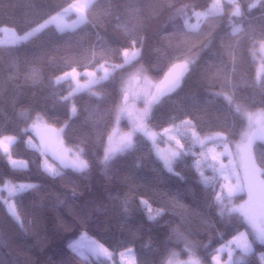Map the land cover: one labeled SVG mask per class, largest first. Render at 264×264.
<instances>
[{"label": "trees", "instance_id": "16d2710c", "mask_svg": "<svg viewBox=\"0 0 264 264\" xmlns=\"http://www.w3.org/2000/svg\"><path fill=\"white\" fill-rule=\"evenodd\" d=\"M71 1L0 0V26L25 31ZM212 1L92 0L87 23L62 30L52 24L26 41L0 44V136L17 138L11 154L28 165L12 169L0 150V264H108L104 256H81L70 247L82 231L113 258L132 248L136 264H166L173 253L185 258L190 252L202 264H212L217 247L241 230L248 232L253 249L243 254L244 264H262L264 245L238 213L220 209L216 172H199L200 147L192 133L218 131L234 142L244 130V113L264 111V71L257 77L255 58L257 42L264 41V6L249 9L254 0H236L241 15L233 16L232 4L224 2L221 11L207 13L197 27L185 25ZM236 27L240 31L234 35ZM128 47L140 51L135 61L63 100L71 84H57V74L101 63L121 65L122 50ZM189 59L195 62L180 86L153 106L147 121L158 131L190 121L180 130L184 154L173 171L141 133L132 148L102 164L125 79L143 69L158 80L172 63ZM37 113L47 124L63 126V143L84 149L87 171L63 168L53 176L42 170L41 152L27 143L29 131H24ZM253 153L264 159L263 140L253 143ZM5 181L35 185L13 197L19 220L4 201ZM142 201L163 214L149 219Z\"/></svg>", "mask_w": 264, "mask_h": 264}, {"label": "snow or ice", "instance_id": "6c2138e0", "mask_svg": "<svg viewBox=\"0 0 264 264\" xmlns=\"http://www.w3.org/2000/svg\"><path fill=\"white\" fill-rule=\"evenodd\" d=\"M229 3L233 5L234 11L232 12L233 16H240L241 15V7L239 4L235 2V0H229ZM264 6V0H254L253 3L248 5L249 9H255L257 6ZM91 0H87V2L79 5H69L68 8L63 10V13H67L73 8H75L76 14L78 16V23H87V17L85 15V12L91 7ZM183 12L184 10H179ZM63 13L57 14V16L50 17L48 20H45L42 24H40L36 29H33L30 32L25 33L23 36L19 37L20 41H26L29 37L34 35L36 32L43 30L53 23H56L61 15ZM197 17H199L201 14L196 13ZM185 25L189 28H195L198 25H188L187 20H185ZM57 27L59 30H62L59 28V25L57 24ZM240 31L239 27H236L233 29V34L235 35L236 32ZM135 43V41H134ZM261 48L264 49V41H261ZM140 56V51L136 50L131 53L128 52V50H125L124 52V63L121 65H115L112 68H104V75L97 77L95 73L89 72L87 73L88 77L90 78L87 82V84L80 85L77 84V86L69 93L68 96L63 97L64 101L69 100L71 97H73L76 93H79L81 91L90 89L93 85L99 84L102 81H107L110 76L113 75V73L117 69H123L125 65L131 64V62L135 61ZM194 59H189L185 61V63L181 65H174V68H179V71L171 77L170 80L167 81L166 86L159 90L158 93H152L150 90H144L143 92L134 93L132 97H130L129 93L127 91H123V102L118 107L117 110V121H119L121 118H123L125 115H127L130 120L132 121L133 127L131 130L120 137V139L115 143L114 146L110 144L109 147L105 149L104 156L101 160V163L104 165L109 164L117 155V153L127 151L128 149L132 148L135 144V137L137 133H143L145 136L153 138L155 137V133H150L147 128V121L149 119L150 113L152 111V108L154 105L158 104L162 97L167 95L168 93L174 91L176 88L180 86V83L184 77V75L188 72L189 66L194 63ZM103 67V66H102ZM143 69H139L138 71H142ZM171 71V70H170ZM72 75L73 79H75L76 76L80 75V73L77 72L76 68H72L71 73H65L62 77H58L56 79V83L59 84L61 81L68 80L69 76ZM130 98L133 99H144L145 107L142 112H134L128 109V101ZM239 111V109H237ZM77 112L75 104H73L71 108V115H75ZM262 116H264V113H262ZM249 121H252V117H248ZM43 117L40 113H37V116L35 120L33 121V124L30 129H24L25 132L33 131L35 132L39 125L42 123ZM190 125V121H183L180 126H175V132L177 135H183V133L180 132V127H187ZM63 131V129H61ZM165 134H169L172 132V129H165ZM192 137L194 142H198L201 146H203L207 140H226L227 138L221 134H216L215 137H207L205 140H200L197 136L196 132L192 133ZM111 136L109 137V140L111 141ZM264 140V119L259 121V127H253V130L242 137L241 141L237 144V152L235 155H238L241 159V162L244 166V177L243 179H240L239 177L236 178L235 184H221V192L216 194V201L218 203H222L225 199L224 195H222L223 191L227 190V198L231 199L232 196H234L236 193L244 191L245 188L247 189L248 194V200L245 201L244 204L240 205L239 207H232L230 209H227L229 213H238L240 217H242V220L244 223H246L255 233L256 240L261 244L264 245V179H261L260 177L264 176V159L258 160L256 157L252 155V144L256 140ZM17 138L15 136H0V149H2V154L4 156L8 157L9 165L12 169H17L20 167L27 168V162L24 161H17L12 158L11 155V148L15 144ZM177 148L176 150L169 149L165 153L160 154V159L163 161L164 166L168 169L169 172L173 171V163L184 154V145L180 144V141H176ZM37 150L41 151L42 156H47L48 151L47 149H40L37 148ZM211 151V150H210ZM84 149H78L76 151H73V149L66 148L64 150V154L62 156L56 157L54 156L53 159L59 160V166L61 169L63 168H71L76 172H85L89 169L90 164L89 161L86 159H83L84 156ZM203 154V153H202ZM225 155H231L228 151L227 145L224 147V151L219 153V156H225ZM212 159L214 161H218V156L213 155ZM199 164V162H198ZM41 168L44 172H46L49 175L57 176L60 175L61 172L57 170L56 168L52 167L51 165L43 163L41 165ZM220 175L225 179L229 180L232 178L233 173L231 171L230 165H224L220 164V167L218 169ZM203 176V173H201ZM10 181H5L4 186L8 189L10 195H15L17 192H25L33 187L35 185L31 184H19L15 186L10 185ZM204 183L207 185L209 183V180L205 177ZM143 204L148 206L147 201H142ZM150 208V206H149ZM9 213L19 220L18 213L14 206L9 207ZM162 211L157 213V215H162ZM151 215V209L149 211V219H153ZM82 239H86V237H82ZM93 247L91 251L94 255L100 256L101 254L107 256H111V253L108 252L107 249H104L102 245H96L95 241H92ZM235 244L236 247L241 249V252L243 254H248L252 252V244L247 239V234L245 232H238L237 236H234L231 241L228 242V245ZM75 244L70 245L73 249H75ZM227 246L222 245L219 249H217V252H223L226 249ZM127 255L131 256L133 254L132 249L127 250ZM228 254H229V261L227 264H244L243 258L240 260L233 261L232 259V249L228 248ZM176 254L173 253V256ZM216 257H213V260H215ZM261 259L264 260V255L261 256ZM167 264H173V260L169 258L167 261ZM178 264H200V260L195 257L194 253H189V259L187 261L178 262Z\"/></svg>", "mask_w": 264, "mask_h": 264}, {"label": "rangeland", "instance_id": "374dc122", "mask_svg": "<svg viewBox=\"0 0 264 264\" xmlns=\"http://www.w3.org/2000/svg\"><path fill=\"white\" fill-rule=\"evenodd\" d=\"M85 2H87V0H72L70 3H68L66 6L61 8L59 11L51 14L50 16H48L44 20H42L40 23H38V24L34 25L33 27H31L25 31H22V32H17L12 27H9L6 25L0 26V44L19 42L20 41L19 37L23 36L27 32L32 31L33 29H36L40 24H42L45 20H48L50 17L57 16V14L63 13V10L68 8L69 5L79 6ZM224 2L229 3V0H213L212 3L209 5V7L206 10L195 11L193 13V15H194L193 20L187 21L188 25H198V22L207 13L221 11L223 8L222 5ZM235 2H236V0H235ZM230 10L234 11L233 5H231ZM196 13H200L201 15L199 17H197L195 15ZM53 24L56 27L58 24L60 29L71 28V27H74L77 24H79L78 23V16L76 14L75 8H73V10H71L67 13H63V15H61L59 17L58 21L56 23H53ZM125 50H128V52L131 53L133 51L138 50V48L137 47L124 48L122 50L123 60H122V62H120L118 64L124 63V52H125ZM255 52H256L255 58L257 60L256 75H257V77H260L261 72L264 71V49L261 48V41L257 42V44L255 46ZM105 67L112 68V66H110L106 63H101L93 69L77 70V72L80 73V75L76 76L75 79H73L72 75H70L68 80L71 84V89L68 92V94L77 86V84H80V85L87 84L88 80L90 79L88 77L87 73H89V72L95 73L97 77L103 76ZM71 72H72V69H69V70H66L62 73H59L54 77V80L56 81V79L58 77H62L65 73H71ZM156 85H157V80L154 77L150 76L148 73H146L144 71H141V72H135L134 74L129 75L125 79V83L122 85V90L127 91L129 93L130 97H132L134 93L143 92L144 90H150L152 93H155L156 92V90H155ZM123 91H122V96H123ZM122 102L123 101L120 100L116 106L114 123H113L112 127L109 129V131L106 135V138H105L103 156L105 153V149L107 147H109L110 144L112 146H114L115 143L120 139V137L123 136L124 134L128 133L131 130V128L133 127L132 121L130 120V118L127 115H125L123 118H121L119 121H117V110H118V107L122 104ZM72 106H73V103H71V105H70V112H71ZM144 107H145L144 99L130 98L128 101V109L131 111L142 112ZM262 113H264V111L262 109H256V110L247 111L244 113L245 120H246L244 130L242 131L240 138H238L234 142H229L227 139L226 140H207L203 146H201L198 142H196L197 146L200 147V150L198 153V158L196 160V165L198 167V170L200 173L205 171V170H208V169L213 173L216 172L215 177L219 180V182H218L219 183V190L217 191V193L221 192V187H220L221 184H235L237 177H239L240 179H243V177H244V166L241 162L240 157L238 155H235V153L237 152V144L241 141L243 136L249 134L253 130V127H256V128L259 127V121L264 119V116H262ZM249 116L252 117L251 122L248 119ZM32 124H33V122H31L27 126V128L30 129ZM147 128H148L150 133L156 134L154 137V140H153V138L145 136L143 133H141V134L144 135L150 141L152 150H153L154 154L159 159H160L161 153H165L169 149L176 150V148H177L176 141L177 140H179L180 144L182 145L180 135L176 134L175 128L174 129L173 128H164V129L159 130V131L158 130H152L149 127L148 122H147ZM182 128L185 129L186 127H180V130H182ZM61 129H63L62 125L61 126H54L51 124H47L45 121H42V123L39 125V127L37 128V130L35 132H33V131L28 132L29 136L26 139L27 143L30 146H33L35 148H40V149H47L48 155L42 156V161H41L42 164L45 163V161H46L47 164L51 165L52 167L56 168L59 171L61 169L59 166V160L53 159V157L54 156H56V157L62 156L64 154V150L66 148L73 149V151H76L79 149L78 147H75L73 145L66 144V143L62 142V131H61ZM165 129H172V132H170L169 134H165V131H164ZM190 131L192 133L191 129H190ZM218 133L225 136L224 133L218 132V131L209 132V133H206L204 135H199L197 133L196 134L200 140H205L207 137H215L216 134H218ZM4 136H9V135H4ZM110 136L112 138L111 141L109 140ZM60 144H62V150L63 151L59 150ZM225 145H227L228 151L231 155L219 156V153L224 151ZM0 150L2 151V149H0ZM213 155L218 156V161H214L212 159ZM252 155L254 156L253 144H252ZM5 157L8 160V157L7 156H5ZM12 158L17 160V161H24L25 162V160L23 158H16L14 156H12ZM82 158L85 159L84 156ZM161 162L164 165L162 160H161ZM198 162H199V164H198ZM220 164L230 165L231 171L233 173V176L231 179L225 180L220 175V173L218 171ZM260 178L264 179L262 177H260ZM4 184L5 183H3V186H2V189L4 191L3 192L4 193L3 198H4V201L6 202V205H7V204H9L8 201L10 199H13L14 195L9 194V191L4 186ZM19 184H32V183L23 182V181L11 182L9 187L19 185ZM0 188H1V185H0ZM222 195H224V197H225L224 201L222 203H218V202L217 203H218V205L222 211H227V212H228L227 209H230L232 207H239L240 205L244 204L245 201L248 200V194H247L246 188L244 191L236 193L234 196L231 197V199L227 198V190L226 189L223 191ZM236 195H242V197L236 198ZM150 209H151L152 217H156L157 213H159V210L152 208V207L149 208V205L146 206V213L148 216H149ZM240 232H245L247 234L248 241L252 244V241L249 238L248 232L246 230H241ZM252 233H253L254 239L256 240L255 233L253 230H252ZM237 235H238V233H236L234 236H237ZM234 236L230 237L228 240H226L224 243H222L221 245H219L217 247V249H219L222 245L227 246L226 249L220 253H218L217 249H216V252L212 256V264H227V262L229 261L228 248L232 249L233 261L240 260L241 258H243V253L241 252L240 248L236 247L235 244L228 245V242L231 241ZM82 237H86V239H82ZM92 241H95L96 245H102L95 237H93L92 235L88 234L85 231H82L75 239H73L69 243V245L75 244L76 245L75 249H73L72 247L71 248L73 250H75L81 256H88L89 254L96 256L91 251V249L93 247H95V245H93ZM103 248L107 249L104 246H103ZM128 249H132V248H126V249L119 251L115 258L112 257V253L108 249L107 250L109 253H111V256L106 257L103 254H101L100 256H104V257L108 258L109 259L108 264H136L134 253L131 256L126 254ZM214 256L216 257L215 260H213ZM261 256H260V258H261ZM169 258H171L173 260V264H178V262L187 261L189 259V255L185 258H179L176 255L175 256L171 255ZM169 258H168V260H169ZM261 263L264 264V260L261 259ZM166 264H167V262H166ZM200 264H202V263L200 262Z\"/></svg>", "mask_w": 264, "mask_h": 264}, {"label": "water", "instance_id": "95a60500", "mask_svg": "<svg viewBox=\"0 0 264 264\" xmlns=\"http://www.w3.org/2000/svg\"><path fill=\"white\" fill-rule=\"evenodd\" d=\"M184 62L183 61H176L174 63H172L167 69L166 71L161 75V77L157 80V85H156V89L157 91L163 89L165 86H166V83L168 80L171 79V77L173 75H175L178 71H179V68H174L173 66L174 65H181L183 64ZM171 70V71H170ZM181 84V83H180ZM177 89V88H176ZM175 89V90H176ZM173 92V91H172ZM171 93V92H170ZM121 100L123 101V96L121 98ZM59 149L62 151V144L59 145ZM8 206L11 207V206H14V202H13V199H10L8 201Z\"/></svg>", "mask_w": 264, "mask_h": 264}]
</instances>
